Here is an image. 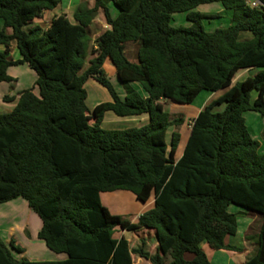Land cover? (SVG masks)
Wrapping results in <instances>:
<instances>
[{
	"label": "trees",
	"instance_id": "16d2710c",
	"mask_svg": "<svg viewBox=\"0 0 264 264\" xmlns=\"http://www.w3.org/2000/svg\"><path fill=\"white\" fill-rule=\"evenodd\" d=\"M216 1L230 22L207 31L202 19L219 15L196 8ZM258 1L253 7L248 0H94L92 7L78 5L73 22L61 14L47 28L25 29L60 1L0 0V82L13 80L9 66L26 63L38 88L21 90L13 108L0 113V203L23 198L41 220L37 237L65 255L17 259L12 250L23 249L0 237V264H133L131 254L152 264H211L202 242L238 249L224 241L243 213L230 212V205L261 215L256 248L243 264H264V153L243 116L246 110L264 115V0ZM99 9L109 28L92 41L89 25ZM174 12H186L191 23L171 26ZM12 41L20 59L6 55ZM128 42L137 45V61L125 52ZM107 58L123 95L106 76ZM252 67L258 68L254 75L232 82ZM90 77L110 96L91 109L84 87ZM220 89L226 90L192 120L176 159L180 134L172 130L169 144L166 135L184 119L171 117L167 105L190 104L201 90ZM108 110L119 117L147 114L148 121L106 129L101 123ZM115 190L152 205L132 222L102 204L100 194ZM143 228L154 231L153 253L114 236Z\"/></svg>",
	"mask_w": 264,
	"mask_h": 264
},
{
	"label": "crops",
	"instance_id": "0c3cea01",
	"mask_svg": "<svg viewBox=\"0 0 264 264\" xmlns=\"http://www.w3.org/2000/svg\"><path fill=\"white\" fill-rule=\"evenodd\" d=\"M59 1H60L59 4L54 9L44 10L39 17H34L28 24L24 26V28L28 29L34 25H39L43 28H47L50 25L52 18L61 14H64L69 19V21L73 22V13L77 9L80 3L84 2L88 5V7H92L94 5V0H59ZM109 7L111 14L115 15L116 10L114 6L110 3ZM201 12L205 14H218L219 17L225 16L226 21H228V23L230 22L229 11L224 10V8L219 2L214 11L204 10ZM2 27H3V22L2 19H0V29ZM107 28H109V25L106 23L102 10L99 9L96 17L92 20V22L89 25L91 38L97 37ZM6 31L10 33L11 29L7 28ZM128 43L136 45L135 42H128ZM127 44L125 48L126 54H127ZM3 50H4V46L0 44V51ZM6 55L9 59L12 60H17L21 58L19 49L17 48L16 43L14 41L10 43L9 50L6 53ZM108 60L109 58H107L105 62H107ZM130 60L137 61L136 52L134 56L130 58ZM112 71H113L112 73L116 74L114 67L112 68ZM257 71H258L257 67L243 69L236 74L232 82H234L235 80H241L248 75H254ZM7 72L13 78V80L9 82L8 81L0 82V98L3 99L4 95L14 97V100L8 101V104L5 105L6 107L5 109H7L6 111L8 112L15 105V102L21 90L31 88L35 93L36 73L26 63L11 65L8 67ZM132 85L135 87L138 86L135 83H133ZM225 90L226 89H220L214 92L207 91L205 93H203L204 90H201L195 98H197L201 94L202 97L196 105H193L194 107L192 108V112L189 114L176 111V108L179 107L176 105L178 103L171 102L168 104V106L173 108L172 111H168L171 117L172 116L176 117V113H179V115L184 119V122L180 126L174 127L172 129V130H177L180 134V141L175 152L176 159L179 158V156L182 153L194 117L197 115V113L205 104L215 99L216 97L220 96ZM255 96L256 93L254 92L252 94V98H255ZM108 99L109 98H107V101ZM193 102H195V99L192 101V104ZM183 105H189V104H183ZM108 111L104 113L103 120L101 123V126L106 129H117L118 127L119 128L138 127L140 125L145 124L148 121L147 114H141V115H135L129 117H119L115 115L114 116L109 115ZM243 116L250 136L259 142L258 152L264 153V115L260 114L257 111L246 110L243 112ZM104 122L107 124V126H104ZM102 196L103 193L100 194V200H102L103 202V199H101ZM11 201L12 200L7 201L3 205L5 206L9 204V202ZM20 205L21 208H26L24 220H20L21 218L19 219L17 218L15 219L16 222H14V224H10L7 226H3L2 224L3 221L0 220V231L1 233H3L4 236V238L0 236L2 240L6 244H9L10 240H13L15 245L23 249V252H16L15 250H12L13 255L17 259L26 258L30 261L64 259L65 258L64 254H58L51 251L46 247L44 241L37 237V232L41 227V220L38 217V215L36 213H33V211L30 212V208L28 207L27 203L22 202L20 203ZM151 205H152V200L147 201L146 206L141 209V212L149 208ZM231 206H234L233 207L234 209L229 210L230 212L234 211V212H243V213L237 216L236 233L232 235L230 234L226 235L224 241L226 244L238 247V249L237 250L214 249L211 248L206 242H202L201 243L202 249L206 253L211 264H243L253 255L254 250L256 248V235L259 231L262 222L261 215L258 212L244 210L235 205H230L229 209L231 208ZM141 212H135L130 220L132 222L136 221L138 215ZM122 216L128 218L126 214H123ZM21 232L24 233L26 237L23 238L22 236L23 234H21L23 240L14 239V235L16 233L18 234ZM114 236L117 238L120 236H124L127 239L130 248L143 246L145 250L149 251L150 253H153L155 252L157 247V242L154 237V231L152 229L143 228L138 230L137 232H131L128 230L120 229L114 233ZM185 257L187 259H191L192 254L186 253ZM131 259L133 264H152L148 259L142 258L135 254H131Z\"/></svg>",
	"mask_w": 264,
	"mask_h": 264
},
{
	"label": "rangeland",
	"instance_id": "374dc122",
	"mask_svg": "<svg viewBox=\"0 0 264 264\" xmlns=\"http://www.w3.org/2000/svg\"><path fill=\"white\" fill-rule=\"evenodd\" d=\"M218 5V2H209V3H205L202 4L200 6H198V8H196L197 11L201 12V11H214L216 9ZM191 22L187 19L186 17V12H174L171 15V19H170V25L177 27V26H188ZM202 23L203 26L205 28V30L207 31H212L215 28L218 27H224L228 25V21H226L225 16L222 17H215V18H204L202 19ZM92 40H94V38H92ZM93 44V42H92ZM136 48L137 46L135 44H131L128 43L127 44V55L132 58L136 52ZM92 56V54H89L87 56V60ZM87 62L85 64V66H87ZM112 64L111 62L108 60L107 62H105L103 64V69L106 72V76L110 79V81L112 82L113 86L115 87L116 91L120 94L123 95L125 94V89L124 86L121 84V82L118 80L117 75L112 73ZM138 89L141 90V86L139 84H137ZM84 87L86 89L87 92V96H86V105L89 109H91L95 104H98L100 102H105L107 101V98L110 99L109 93L108 91L101 86L95 79L93 78H88L87 81L84 84ZM207 92V90H204L203 93ZM35 93H38V88L37 86L35 87ZM202 97V94L199 95L197 98H195V102H193V104L191 103L189 105H183V104H176L177 106H179L178 108H176V111L179 112H184L185 114H189L192 112V108L194 107L193 105H196L198 103V101H200ZM108 99V100H109ZM171 103V102H170ZM8 102L4 101L3 99L0 98V113H5L7 112L5 109V105H7ZM185 107V108H183ZM172 107L168 106L166 107L167 111H172ZM109 115L114 116L115 114L113 112H109ZM116 116V115H115ZM185 116V115H184ZM173 117V116H172ZM176 117H181L179 115V113H176ZM107 118V117H106ZM104 126H107V124L104 122ZM119 128V127H118ZM173 128L171 127L168 130L167 133V137H166V143L169 144L170 141V131ZM103 202L101 200V202L108 208V210L113 213V214H119V215H123L126 214L128 216L129 219L132 218L133 214L135 212H141V209L144 208L146 206V203H142L139 200L135 199L134 195L128 191V190H115L113 192H104L102 198ZM10 201V200H9ZM26 203V201L23 198H15L12 199L11 202H9V204L7 205H3L5 202L0 203V220H2V224L3 226H7L10 224H14L15 219H19L20 220H24L25 217V213H26V208H21L20 203ZM234 206H231V209ZM32 210L30 209V212ZM234 212V211H232ZM34 213V212H33ZM125 216V215H124ZM16 224V223H15ZM21 234H23V238H25V234L24 233H16L14 235V239L17 240H23ZM0 236L2 238H4L3 233H1L0 231ZM11 239V238H10ZM19 243V242H18Z\"/></svg>",
	"mask_w": 264,
	"mask_h": 264
},
{
	"label": "built area",
	"instance_id": "2783aa9c",
	"mask_svg": "<svg viewBox=\"0 0 264 264\" xmlns=\"http://www.w3.org/2000/svg\"><path fill=\"white\" fill-rule=\"evenodd\" d=\"M248 3L253 7H258L261 3L258 0H248Z\"/></svg>",
	"mask_w": 264,
	"mask_h": 264
}]
</instances>
